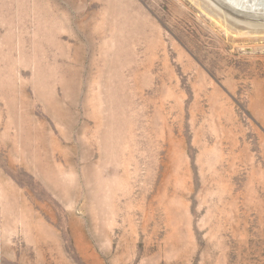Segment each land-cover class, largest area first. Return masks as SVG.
<instances>
[{
  "label": "rangeland",
  "instance_id": "374dc122",
  "mask_svg": "<svg viewBox=\"0 0 264 264\" xmlns=\"http://www.w3.org/2000/svg\"><path fill=\"white\" fill-rule=\"evenodd\" d=\"M199 1L0 0V264H264V42Z\"/></svg>",
  "mask_w": 264,
  "mask_h": 264
},
{
  "label": "bare ground",
  "instance_id": "6f19581e",
  "mask_svg": "<svg viewBox=\"0 0 264 264\" xmlns=\"http://www.w3.org/2000/svg\"><path fill=\"white\" fill-rule=\"evenodd\" d=\"M213 1L216 4L219 2V7L221 8L219 13L218 12L213 13L210 10L209 11L211 13H208V12H205V13H208V15L207 14L206 15L210 16V18L212 17L214 19V22L220 27L221 30H223L225 33H230V35H231L230 37H232V38L234 36H238V35H241L242 33H244L241 35V37H242L241 40L242 41H247V40L254 41L255 43L253 42L251 44V46L253 45V47H258V46H260L258 44L264 42V7L262 9H260L259 11H257V9H255V8H249V9H247V8L243 9L242 8L241 10H239L238 8L232 7V5L229 1H225V0H213ZM195 2H196V5L201 10L202 5L200 4V1L195 0ZM263 4H264V0H263L262 5ZM202 10H205V9L202 8ZM223 11L225 13H227L228 15L234 17L235 19L242 21V23L245 25L246 24H248V25L253 24L250 27L251 29H248L247 32H242L239 34V32H238L239 29L233 27L232 24H230L227 21V19L224 18V15L221 14ZM202 12L203 11H201V13ZM213 19H211V20H213ZM260 49H261V47H260ZM254 79H256V78H254ZM254 83H256L258 85H262V84L264 85V80L256 79V80H254Z\"/></svg>",
  "mask_w": 264,
  "mask_h": 264
}]
</instances>
